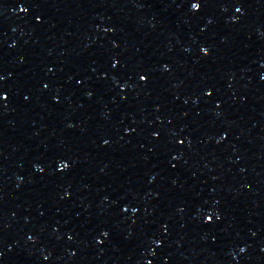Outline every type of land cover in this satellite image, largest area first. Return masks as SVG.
<instances>
[{"label": "water", "instance_id": "95a60500", "mask_svg": "<svg viewBox=\"0 0 264 264\" xmlns=\"http://www.w3.org/2000/svg\"><path fill=\"white\" fill-rule=\"evenodd\" d=\"M0 264H264V0H0Z\"/></svg>", "mask_w": 264, "mask_h": 264}]
</instances>
